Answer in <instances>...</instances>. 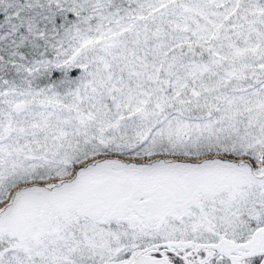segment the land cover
I'll return each instance as SVG.
<instances>
[{"label": "snow or ice", "instance_id": "1", "mask_svg": "<svg viewBox=\"0 0 264 264\" xmlns=\"http://www.w3.org/2000/svg\"><path fill=\"white\" fill-rule=\"evenodd\" d=\"M0 264H264V0H0Z\"/></svg>", "mask_w": 264, "mask_h": 264}]
</instances>
